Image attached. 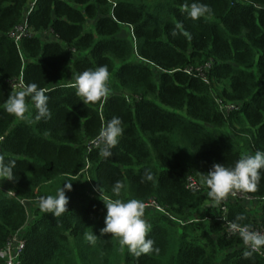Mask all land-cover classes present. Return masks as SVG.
Listing matches in <instances>:
<instances>
[{
  "label": "trees",
  "instance_id": "16d2710c",
  "mask_svg": "<svg viewBox=\"0 0 264 264\" xmlns=\"http://www.w3.org/2000/svg\"><path fill=\"white\" fill-rule=\"evenodd\" d=\"M30 1L0 0V156L16 161L11 190L28 201L27 210L0 192V249L22 230L20 264H264L257 254L243 258L242 240L215 220L218 207H206L209 189L200 183L213 163L230 167L264 151V0H198L211 9L199 20L181 11L197 0H36L27 13ZM24 19L31 33L16 44L9 33ZM206 62L209 84L185 71ZM100 65L108 66L110 94L84 105L68 85ZM20 76L45 89L50 120L32 122L28 98L24 120L4 111L9 82ZM216 97L238 109L222 112ZM113 117L124 131L106 158L89 143ZM146 169L154 181H142ZM187 173L203 191L186 189ZM118 180L125 185L119 198L155 200L186 221L145 208L158 254L137 258L110 234L100 236L106 209L99 197L112 196ZM65 182L72 184L67 211L59 218L41 212L40 197ZM245 194L258 202L229 200L227 218L264 226V178ZM203 215L209 221L197 220Z\"/></svg>",
  "mask_w": 264,
  "mask_h": 264
},
{
  "label": "clouds",
  "instance_id": "9594fccd",
  "mask_svg": "<svg viewBox=\"0 0 264 264\" xmlns=\"http://www.w3.org/2000/svg\"><path fill=\"white\" fill-rule=\"evenodd\" d=\"M181 11L186 13L188 18L199 20L208 18L211 9L207 4L197 0L190 5L183 4ZM177 28L182 29V25L177 24ZM182 34L190 38L188 32L184 31ZM172 35L176 36L177 32L174 30ZM109 79L108 66L100 65L95 69L89 68L77 73L68 87L75 89L76 97L84 105L94 104L109 96ZM26 98L30 99L31 105L35 109L32 122L38 123L41 120L51 119L52 113L48 106L49 97L45 89L40 88L36 83L26 84L8 95L4 111L17 119L24 120L29 112ZM121 124L122 121L119 117H113L107 121L105 127L93 141L95 147L100 149L106 158L112 155L111 149L118 144L119 137L123 134L124 129ZM15 167V160L5 161L4 157L0 156V181L15 180L13 172ZM262 178H264V151L258 150L254 154L244 155L230 167H225L221 163H213L207 174H202L200 177V183L209 189L207 196L210 202L206 207L221 206L229 195L255 192ZM141 179L142 181H154L155 176L151 170L146 169ZM71 189L72 184L65 182L57 189L55 195L40 197L38 201L40 211L50 214L53 218L62 216L67 211L66 205L69 202L66 192ZM124 189V183L118 180L111 186L112 196L100 195L99 199L106 209L104 227L99 230L100 236L110 234L118 241L122 253L127 250L129 255L137 258L151 253L158 254L159 248L154 246L155 241L148 238L151 225L143 218L145 203L135 198L127 201L119 198ZM12 194L14 195L13 192ZM245 219L244 215L236 216L234 221L228 225L229 232L232 235H238L242 240L245 248L242 253L244 259H250L254 254L264 256V232L254 230L250 224H242L241 222ZM86 238L90 243L95 244L99 237L91 233Z\"/></svg>",
  "mask_w": 264,
  "mask_h": 264
},
{
  "label": "built area",
  "instance_id": "2783aa9c",
  "mask_svg": "<svg viewBox=\"0 0 264 264\" xmlns=\"http://www.w3.org/2000/svg\"><path fill=\"white\" fill-rule=\"evenodd\" d=\"M35 1L36 0H31L30 1V3L28 4L27 13L31 11L32 7L35 4ZM29 33H31L30 32V28L28 27L26 19H24L22 24H20L16 28H14L9 33V36L14 40V42L16 44H18L22 40V38L24 36H27ZM211 65H212V62H206L203 65L197 67L195 70L192 69V68H186L185 71L187 73L195 72L205 83L209 84L210 83V79H209V76H208V72H209V70L211 68ZM9 85L12 88V90L15 91L17 88H22L24 86V82L22 80V77L20 76L18 79L11 80L9 82ZM216 102L219 105L220 110L222 112H225V113H228V112H230L232 110L238 109V104L236 102L235 103H233V102H224L219 97H216ZM2 140H3V138L0 137V142ZM93 141L89 143L90 148L91 147H95ZM185 187H186V189L191 190V191H197V192L203 191L202 184H200L198 182V180L190 173L186 174ZM0 192H4V193H6L9 196L16 197L17 199L20 200V202L28 210V201L26 199L18 198L16 196V193L13 190H6V189H1L0 188ZM12 192L14 193V195L12 194ZM232 199L233 200L241 199L243 201V203H246L247 201H251L252 203L258 202L257 198L251 197V196H249V195H247L245 193H237L234 196L233 195H229L228 198L222 203V205L219 206L218 208H216V211L218 213L216 215L215 220L222 224V226L224 228V232L228 236L232 235L229 232V228H228V225L232 221H230L227 218V209L228 208H227L226 202H228L229 200H232ZM145 205H146V207L153 208L154 211L160 212V213L165 214V215L169 216L170 218L174 219L155 200H150L147 203H145ZM174 220L177 221L179 224H183V223L186 222V221H183V220H177V219H174ZM193 220H196V219H193ZM197 220L209 221V218L203 215L201 217L200 216L197 217ZM250 225H252V228L254 230L264 232V226L260 223L258 218H256L254 220V222L250 223ZM236 236H238V235H236ZM24 245H25V242H24V239H23V231L22 230L17 231L11 237H9L8 241L5 244V246L2 249H0V258L4 261V264H20V255H21L22 250L24 249ZM262 257H264V256H262Z\"/></svg>",
  "mask_w": 264,
  "mask_h": 264
},
{
  "label": "rangeland",
  "instance_id": "374dc122",
  "mask_svg": "<svg viewBox=\"0 0 264 264\" xmlns=\"http://www.w3.org/2000/svg\"><path fill=\"white\" fill-rule=\"evenodd\" d=\"M128 29H129V28H128ZM128 29H127V28L124 29V35H125V36H129ZM69 74H70V73H69ZM71 79H72V78H71L70 76L66 77V80H67V81H70ZM169 110H170V109H169ZM0 188H1V189H6V190H11V188H10V184L7 183V182H5V181H0ZM207 203H209V201H208ZM205 229H206V227H205ZM206 230H208V229H206Z\"/></svg>",
  "mask_w": 264,
  "mask_h": 264
},
{
  "label": "crops",
  "instance_id": "0c3cea01",
  "mask_svg": "<svg viewBox=\"0 0 264 264\" xmlns=\"http://www.w3.org/2000/svg\"><path fill=\"white\" fill-rule=\"evenodd\" d=\"M3 181L9 183L10 184V188H12V184L9 182V180H3Z\"/></svg>",
  "mask_w": 264,
  "mask_h": 264
}]
</instances>
